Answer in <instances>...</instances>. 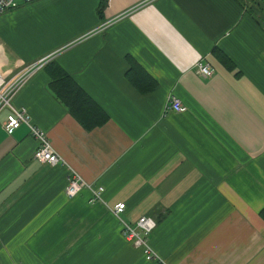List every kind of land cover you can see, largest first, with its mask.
Masks as SVG:
<instances>
[{
    "label": "crops",
    "instance_id": "obj_1",
    "mask_svg": "<svg viewBox=\"0 0 264 264\" xmlns=\"http://www.w3.org/2000/svg\"><path fill=\"white\" fill-rule=\"evenodd\" d=\"M23 3L0 14L14 36L0 42V72L50 55L13 104L64 163L36 160L29 126L9 134L0 114V264H154L122 235L144 216L165 264H264V0ZM52 61L105 123L87 129L69 111ZM171 94L185 110L167 107ZM68 166L102 199L68 198Z\"/></svg>",
    "mask_w": 264,
    "mask_h": 264
},
{
    "label": "built area",
    "instance_id": "obj_2",
    "mask_svg": "<svg viewBox=\"0 0 264 264\" xmlns=\"http://www.w3.org/2000/svg\"><path fill=\"white\" fill-rule=\"evenodd\" d=\"M33 0H0V14L18 7L21 3ZM50 55L40 58L31 64L25 65L10 76H5L0 72V114L6 111L5 120L3 123L4 129L12 134L23 124H27L31 135L37 141V148L34 151V158L42 163L57 165L64 163L54 146L48 133L32 123L31 118L25 108L16 107L13 104L14 97L21 90V87L26 83L29 77L48 60ZM199 71L204 76H209L213 72V68L208 63H198ZM169 109L174 111H183L185 106L175 94H171L168 98ZM69 168L68 184L65 187V193L68 198L77 196L82 190L90 188L92 195L90 202H96L102 199L104 191L103 187H90L88 182L75 170ZM125 203H119L113 208L116 215L122 213L125 209ZM156 227V221L150 217H141L134 225L123 222L122 235L131 241L137 248L142 249L147 260L154 264H165L162 257L157 254L151 244L150 237L153 229Z\"/></svg>",
    "mask_w": 264,
    "mask_h": 264
},
{
    "label": "trees",
    "instance_id": "obj_3",
    "mask_svg": "<svg viewBox=\"0 0 264 264\" xmlns=\"http://www.w3.org/2000/svg\"><path fill=\"white\" fill-rule=\"evenodd\" d=\"M104 3L105 0H102L101 6ZM220 55L224 60L231 61L222 51H220ZM48 67H50L52 76L50 82L52 90L87 129H92L107 121L106 111L83 90L64 68L55 61L50 62ZM128 76L139 83V80L133 76L132 69L128 71ZM261 216L264 219V208L261 210Z\"/></svg>",
    "mask_w": 264,
    "mask_h": 264
},
{
    "label": "rangeland",
    "instance_id": "obj_4",
    "mask_svg": "<svg viewBox=\"0 0 264 264\" xmlns=\"http://www.w3.org/2000/svg\"><path fill=\"white\" fill-rule=\"evenodd\" d=\"M35 1H37V0L24 2L22 6L24 7V6H26V5H30V4H32V3L35 2ZM22 6H21V7H22ZM16 8H17V7H16ZM12 9H14V8H12ZM10 10H11V9H10ZM23 13H24V12H23ZM24 14L29 15V14H30V11L27 10L26 13H24ZM26 20L29 22L30 17H27ZM8 27L11 28L9 25H8ZM13 37H14V36H13ZM13 37H12V35H10V33H9L7 30H5V29H1V28H0V42L8 41L9 43H11V42H10V39L13 38ZM20 68H21V67H20ZM18 69H19V68H18Z\"/></svg>",
    "mask_w": 264,
    "mask_h": 264
}]
</instances>
